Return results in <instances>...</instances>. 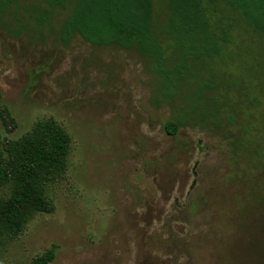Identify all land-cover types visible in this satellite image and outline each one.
Wrapping results in <instances>:
<instances>
[{"label": "rangeland", "instance_id": "1", "mask_svg": "<svg viewBox=\"0 0 264 264\" xmlns=\"http://www.w3.org/2000/svg\"><path fill=\"white\" fill-rule=\"evenodd\" d=\"M38 2L0 12V107L17 124L6 132L0 118V264H37L50 250V264H264V199L248 201L253 186L264 195V145L246 162L247 149L264 143V93L254 88L263 102L250 109L242 88L227 86L240 81L241 65L221 66L232 96L223 126L171 135L172 107L152 102L139 58L79 37L62 45L57 30L70 8L40 23L31 13ZM154 2L159 23L167 7ZM255 38L238 35V61L257 50ZM49 121L70 134V150L39 174L14 232L2 214L18 185L6 171Z\"/></svg>", "mask_w": 264, "mask_h": 264}, {"label": "trees", "instance_id": "2", "mask_svg": "<svg viewBox=\"0 0 264 264\" xmlns=\"http://www.w3.org/2000/svg\"><path fill=\"white\" fill-rule=\"evenodd\" d=\"M20 1L0 0V12L19 6ZM164 1L167 16L159 23L154 0H39L42 5L35 4L31 13L38 22L44 23L52 20L57 8L69 7L57 30L62 45L69 46L79 37L93 45L135 54L148 75L152 102L172 107V115L164 124L171 135L194 124L215 123L222 127L225 105H232L227 86L242 88L250 109L260 105L263 101L260 93H254V88L264 93V44L259 39H264V0ZM241 33L255 35L258 44L249 59H239V62L236 56L240 53H234L231 47ZM251 50L246 47V51ZM232 65L239 68L241 65L240 81L228 79L227 86L222 87L221 66L233 68ZM242 81H248L250 87ZM222 89L226 91L221 92ZM1 97L0 91V101ZM0 118L6 132L15 130L16 119L4 105L0 107ZM234 120L231 115L229 122ZM38 137L40 141L23 151L6 171L18 185L15 197L2 214L3 221L14 232L21 227L22 211L34 200L39 174L57 170L70 150V134L55 121L42 124ZM259 145H264L263 141H259L257 148L247 149V164L251 157L261 158ZM237 155L234 157L238 162L240 155ZM5 163L11 164L8 159ZM249 196L248 201L253 205L264 199L262 191L259 193L255 186ZM54 256L55 251L50 250L37 264H50Z\"/></svg>", "mask_w": 264, "mask_h": 264}]
</instances>
